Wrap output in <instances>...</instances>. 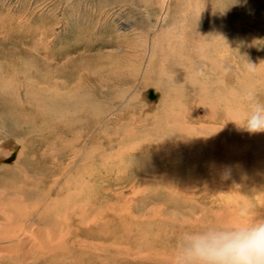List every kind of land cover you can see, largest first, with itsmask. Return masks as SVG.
<instances>
[{"label":"rangeland","instance_id":"obj_1","mask_svg":"<svg viewBox=\"0 0 264 264\" xmlns=\"http://www.w3.org/2000/svg\"><path fill=\"white\" fill-rule=\"evenodd\" d=\"M152 41L158 47L172 45L171 54L154 57ZM179 63L178 82L172 83L168 67ZM0 69L1 82L26 84V89L36 83L39 96L46 93L39 90L43 86L48 98L53 90L68 94L75 86L82 88L81 96L94 93L93 154L109 155V173L100 172L99 162L93 165V185L85 198L93 205H87L94 211L91 219L103 216L106 205L116 216L112 221L107 214L104 231L84 232L95 249L74 241L65 244L66 251H57L56 236L49 244L35 235L15 245L0 242V264H174L183 232L231 226L240 222L241 213L264 217V132L250 133L248 140L249 132L238 125L253 102L264 103V0H0ZM109 69L119 73L107 78ZM167 82L172 85L164 89ZM196 86L200 89L193 93L190 88ZM149 89L158 94L156 100L148 97ZM188 95L201 108L190 105ZM40 100L31 103L39 106ZM12 104L7 111L0 106V115L7 118H1L0 166L16 177L23 173L13 165L18 160L30 173L41 152L56 159L61 143L53 141L65 137L61 127L68 123L55 107L45 125L21 123L23 128L16 130L10 118L24 111ZM157 119L160 123L153 122ZM189 125L196 129L187 133ZM210 128L219 131L203 135ZM83 130L78 123L80 147L87 145L80 139ZM233 130L236 136L240 132L236 140L230 138ZM204 137L214 140L209 145L205 140L201 150ZM53 179L47 178L45 186H52ZM61 208L59 214L46 215L42 226L58 233ZM53 216L60 222L51 227ZM6 245L12 249L3 250Z\"/></svg>","mask_w":264,"mask_h":264},{"label":"bare ground","instance_id":"obj_2","mask_svg":"<svg viewBox=\"0 0 264 264\" xmlns=\"http://www.w3.org/2000/svg\"><path fill=\"white\" fill-rule=\"evenodd\" d=\"M185 39H179L178 42L183 43V41ZM171 46L172 45L159 46V47H165L166 48L164 51L161 50V51H163V53H160L157 51L159 49V47L154 43V41H152V51H153L152 54L154 57H159L160 55H163L164 53L170 55L171 51H172ZM163 56L165 57V55H163ZM153 60H154V58H153ZM182 67L183 66H180V63L176 66L174 64H171L168 67L169 68L168 71L172 73V75L168 76L169 81H171L172 83L178 82V79L175 78V76H176L175 73L179 70H182ZM110 70L111 69L104 72L105 77L114 78L119 73L117 70H116V72H110ZM136 71H138V68L136 69ZM27 73L28 72H26V75H27ZM110 73H112L115 76L114 77H113V75L109 76ZM132 75H135V72H133L131 74V76ZM108 80H110V82L114 81L113 79H108ZM211 80H214V79H211ZM168 82L165 83L166 86L164 87V89L171 84ZM2 83L3 82L0 81V106H2L5 111H7L8 109H11L13 107L12 102L15 103L16 107L17 106H23L22 108H23L24 114H22V112L21 113L20 112H13L12 118H10V120L14 124V127L16 130L23 128L20 125L21 123H23L24 127L26 125H31V124L35 125L36 122H38V123L40 122L42 125H45L46 119L48 120V117L51 116L50 113L53 112L54 110H57V109H59L57 111H58V114L60 116V119L62 121L67 122L68 125H62V127H61V129L65 133L64 134L65 137L64 136L60 137L58 135L57 136L58 138L56 137V139L53 141V142L58 141L59 143H61L60 148L55 151L56 159L52 158V153H50V152H47V151L41 152V154L39 156H36L40 160V163L37 166H34V168L31 170L30 173H28L27 170L24 169L23 165L21 166L19 163H17L19 161L18 160L16 162L17 164L14 163L13 165L17 166V168L23 169V173H21L20 175H18L16 177L15 176H9L8 173L3 171L2 167L0 166V174H1L0 177L5 176L4 177L5 179H3L2 181L3 182L5 181V183H6L5 185L7 186V187L6 186H3V187L0 186V196H1L0 200H1V198L3 200V201H0V242H1V245H2V242H6V243L8 242L7 245H9V242H12V244L15 245L16 241L22 242V240H24V239H28V241H30L31 239H33L35 237V235H40L41 238L43 239V243L45 242V243H49V244H50L51 238L56 236V238H54V240H53L54 241L53 245L57 244L58 246L56 247L57 249L54 247L53 248L57 251H61V250L66 251L65 247H67L68 242L70 243V242H74V241L75 242L77 241L78 245L80 243L79 241L88 242L89 243L88 246H90V242H89L88 238L85 237L84 232L86 231L89 233L95 229H100L101 231H104L105 225H106L105 224L106 222L104 223V221L107 217V214L108 215L111 214L110 218L112 221L116 217L113 215V213L109 207L110 205L105 204L106 206H104V207H107V208L104 209L102 212L104 217L98 216L95 220L91 219L90 217L93 215L94 211L92 209H91L92 212L89 211L90 208H88L89 206L87 207V205H89L90 201L87 200L88 198L87 199L85 198V196L87 194L86 188L91 187L93 185V184L92 185L89 184V181L92 179V176L94 175V173L96 171V168L93 167V165H95L96 162H99L101 164V168H100L101 171H100V169H98L97 171H100L101 173L106 171V173H107V170H108V173H109V169L107 167V164L109 163V160H110V158H108L109 155L104 154L105 152L104 153L101 152L98 154L94 153L95 156L93 154V148H92L93 147V141L91 142V140L93 139V136L91 135V133H92L91 130H92L93 124L97 123V117H96V120L93 121V118L96 115V110H95L96 101L92 97L94 93L90 94L91 92L88 91V93L86 95L81 96L80 92H81L82 88H78V86H75V88H73L72 92H68V94L53 90V92L51 93L53 95V97L48 98V96L50 94L48 96L46 94H47V92L48 93H50V92H49L47 86H43L42 88L39 89L40 92L42 90H44L46 92V93L42 92V95L39 96L40 93L37 94L39 91H37L34 88V86L36 88H38L36 86V83L29 84V86L27 85L28 86L27 89H26V84L14 85L13 83L12 84L11 83L5 84V82L3 84ZM160 83L161 82H156V81L154 82V86L156 88H158L159 90H161ZM191 86H193V85H191ZM209 86H210V84H209ZM24 88L26 89L25 92H24ZM190 89L193 93H195V92L197 93V91L200 88H198V86H196V87L190 88ZM201 89H204V88H201ZM214 89L216 90V88H214ZM218 89L219 88H217V90ZM207 90H208V88H207ZM100 93H102V92L100 91ZM204 93H205V91L201 93L202 98L205 96ZM213 93H215V92H213ZM208 94H209V92H208ZM188 96H189L188 100L190 99V105H194V106H196V108L197 107L201 108V106H202L201 103H200V105L198 102L196 104H193L190 95H188ZM213 96H214V94H213ZM213 96H212V98H213ZM193 98H195V97H193ZM212 98L210 97V100ZM38 99L39 100L42 99V101L40 100L41 102L39 103V106L31 103V102H34L33 100H38ZM203 100L205 101L206 98ZM162 101L163 100H161V103H162ZM206 101H208V100H206ZM203 103L205 104L206 102H203ZM163 104H165L164 101H163ZM213 106H215V105H213ZM33 108H35V110L31 111ZM41 111L47 112L46 115H44ZM32 112H34V116H31ZM196 113H198V112H196ZM2 114L0 115V141L5 139V138H2V134H3L2 133L3 132L2 124L4 122L3 123L1 122V118H4L5 120L7 119L4 116H2ZM203 115H205V112H203ZM215 119L216 118L214 117L213 120H215ZM199 121H201V120H199ZM153 122H155V123L159 122L160 123V120L157 119V120H154ZM78 123L84 124V130L81 132L82 138H80V139L81 140L84 139V141H85L84 143H87V145L82 144L81 147L78 145V142L80 140L77 139V134H76L77 133L76 129H77ZM186 123H187V121H186ZM168 124H170V123H168ZM208 127H211V126L209 125ZM186 129L188 130L187 133H190L193 130H195L196 127L189 125V126H187ZM200 129H202V128H200ZM217 131H219L218 128H210V130H207V133L204 132L203 135L210 134L211 136H214L215 132H217ZM197 133H198V130H197ZM239 133L240 132H238L237 136H236L235 130L231 131L230 132V138L236 140ZM163 135H162V137H163ZM194 135H196V134H194ZM17 136H19V135H17ZM99 137H101V135H99ZM133 137H135V136H133ZM222 137H224V135ZM246 137L248 140H251V134L250 133ZM198 138H200V137H198ZM26 139H30V138L26 137V138H24V141H26ZM77 140H79V141H77ZM205 140H208L207 145H209V144H213L212 140H214V139H207L205 137H204L203 141H202V139H199L198 147H200L201 150H203L201 148V145L204 144ZM146 142H148V141H146ZM25 143H27V141ZM139 145H138V147H139ZM141 145H143V143ZM243 151H244V149H243ZM177 152H179V150ZM211 153H213V152H211ZM58 155L61 157L62 160H60ZM230 155H232V154H230ZM213 156L216 157V154H214ZM96 157H98V160H96ZM32 159H35V158H32ZM50 159H52V160H50ZM36 163H38V162H36ZM213 169L217 170V173H218V167H214ZM55 171H56V174H55ZM50 173H52V174H50ZM68 173H70L69 176L64 178ZM97 175H99V174L97 173ZM107 175L108 174H106V176ZM52 177H54L53 184L51 183L52 186H48V185L45 186L46 184H49V182L45 184L46 179L52 178ZM103 177H105V175L102 176V178ZM19 179H25V180H28V182L23 183V182L19 181ZM100 179H101V176H100ZM36 181L39 182L38 185L36 184ZM11 184L13 186H10ZM80 186H81V188H80ZM57 197L61 200L63 198L66 199L67 203L63 204V201L56 199ZM61 206L64 207L63 208L64 209V215L58 217L61 221H63V222H61V229L59 230L58 233L51 232V229H50V227H48V225L47 226L44 225L45 227L42 226L43 225L42 224L43 219H48V218H44V217L48 214H52V212H54V211H58L57 213L59 214V209L61 208ZM92 207H93V205H92ZM95 208H96V206H95ZM61 210H62V208H61ZM62 214H63V212H62ZM58 218L56 216H53V220L50 223V226L52 224L51 227H53V225L55 226L58 223V220H59ZM60 220H59V222H60ZM39 221H41V225L39 224ZM98 221L101 223H97ZM110 224L111 223H109L108 225L110 226ZM39 227H40V229H39ZM44 229H46V230H44ZM35 241H36V239H35ZM92 242H94V241H92ZM107 242L108 241L103 242L104 248L106 246H108ZM65 244H66V246H65ZM7 245H6V247H3L2 249L4 250L6 248L12 247V246L7 247ZM72 245H75V244H72ZM78 245H76V246H78ZM90 247L94 248V245H91ZM90 247H89V249L92 250V248H90ZM37 248H38V246H37ZM77 248L78 247H76V250H78ZM97 248H102V247L97 245ZM10 249H12V248H9V250ZM48 250L50 251V249H48ZM51 250H52V247H51ZM11 251H10V253H11ZM80 251H78V252H80ZM67 252H69V251L67 250ZM93 252H95V251L92 250V253ZM124 252H125V250H124ZM12 253H14V252H12ZM89 253H90V251H89ZM8 256H10V255H8ZM1 257H0V259H1ZM2 258L4 259V257H2ZM5 258H9V257H5Z\"/></svg>","mask_w":264,"mask_h":264},{"label":"clouds","instance_id":"obj_3","mask_svg":"<svg viewBox=\"0 0 264 264\" xmlns=\"http://www.w3.org/2000/svg\"><path fill=\"white\" fill-rule=\"evenodd\" d=\"M238 125L249 133L264 132V103L253 102ZM174 264H264V217L241 213L231 226L183 232Z\"/></svg>","mask_w":264,"mask_h":264},{"label":"water","instance_id":"obj_4","mask_svg":"<svg viewBox=\"0 0 264 264\" xmlns=\"http://www.w3.org/2000/svg\"><path fill=\"white\" fill-rule=\"evenodd\" d=\"M148 97H149L151 100H156L157 97H158V94L155 93L153 89H149V90H148Z\"/></svg>","mask_w":264,"mask_h":264}]
</instances>
